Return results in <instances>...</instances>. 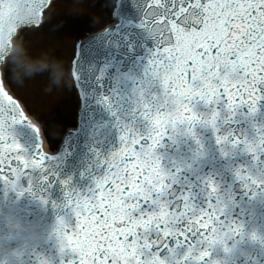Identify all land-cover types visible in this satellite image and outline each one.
I'll return each instance as SVG.
<instances>
[{
	"label": "snow or ice",
	"instance_id": "snow-or-ice-1",
	"mask_svg": "<svg viewBox=\"0 0 264 264\" xmlns=\"http://www.w3.org/2000/svg\"><path fill=\"white\" fill-rule=\"evenodd\" d=\"M58 2L0 0V45L45 27ZM78 3L91 15L60 17L58 33L103 23L72 43L73 82L87 51L96 103L120 130L92 187L81 192L60 179L27 106L0 84V184L17 200L63 209L48 234L55 264H230L234 253L245 264L238 248L264 254V231L233 214L235 187L249 200L264 192V0ZM116 51L132 72L109 55ZM57 183L62 204L52 197ZM34 264L53 261L37 254Z\"/></svg>",
	"mask_w": 264,
	"mask_h": 264
},
{
	"label": "rangeland",
	"instance_id": "rangeland-1",
	"mask_svg": "<svg viewBox=\"0 0 264 264\" xmlns=\"http://www.w3.org/2000/svg\"><path fill=\"white\" fill-rule=\"evenodd\" d=\"M91 15L78 0H59L49 11L45 27L19 39L18 54L8 67L7 80L20 99L35 107L43 126L61 136L75 120L77 99L69 78L72 43L97 31L103 20L83 32L58 33L60 17Z\"/></svg>",
	"mask_w": 264,
	"mask_h": 264
},
{
	"label": "water",
	"instance_id": "water-1",
	"mask_svg": "<svg viewBox=\"0 0 264 264\" xmlns=\"http://www.w3.org/2000/svg\"><path fill=\"white\" fill-rule=\"evenodd\" d=\"M18 47H19V44H18ZM16 54H18V50H17V53ZM7 73V72H6Z\"/></svg>",
	"mask_w": 264,
	"mask_h": 264
}]
</instances>
